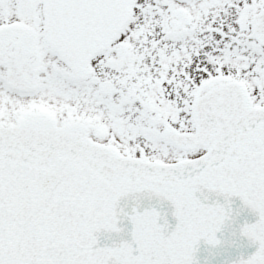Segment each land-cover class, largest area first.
<instances>
[{"label": "snow or ice", "instance_id": "snow-or-ice-1", "mask_svg": "<svg viewBox=\"0 0 264 264\" xmlns=\"http://www.w3.org/2000/svg\"><path fill=\"white\" fill-rule=\"evenodd\" d=\"M0 264H264V0H0Z\"/></svg>", "mask_w": 264, "mask_h": 264}]
</instances>
